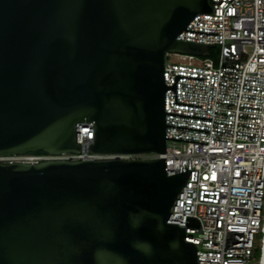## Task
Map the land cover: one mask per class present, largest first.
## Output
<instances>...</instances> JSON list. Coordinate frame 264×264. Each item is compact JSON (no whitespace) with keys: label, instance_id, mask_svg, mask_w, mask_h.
Masks as SVG:
<instances>
[{"label":"water","instance_id":"water-1","mask_svg":"<svg viewBox=\"0 0 264 264\" xmlns=\"http://www.w3.org/2000/svg\"><path fill=\"white\" fill-rule=\"evenodd\" d=\"M212 0H0V159L164 154L169 54ZM164 159L0 161V264H197ZM264 259V258H263ZM264 264V262H263Z\"/></svg>","mask_w":264,"mask_h":264},{"label":"built area","instance_id":"built-area-1","mask_svg":"<svg viewBox=\"0 0 264 264\" xmlns=\"http://www.w3.org/2000/svg\"><path fill=\"white\" fill-rule=\"evenodd\" d=\"M212 6L177 40L218 49L217 60L168 55L164 154L94 155V124L79 123L80 154H27L0 161L164 159L169 175L190 172L168 224L185 230V241L197 248V264H262L264 0H212Z\"/></svg>","mask_w":264,"mask_h":264},{"label":"trees","instance_id":"trees-1","mask_svg":"<svg viewBox=\"0 0 264 264\" xmlns=\"http://www.w3.org/2000/svg\"><path fill=\"white\" fill-rule=\"evenodd\" d=\"M217 53H218V49H215V51L211 50L210 57H214V56L217 57ZM34 154H45V153L37 152V153H34ZM256 257L258 259L261 257V251L259 249L256 251Z\"/></svg>","mask_w":264,"mask_h":264},{"label":"rangeland","instance_id":"rangeland-1","mask_svg":"<svg viewBox=\"0 0 264 264\" xmlns=\"http://www.w3.org/2000/svg\"><path fill=\"white\" fill-rule=\"evenodd\" d=\"M213 51H215V49H213ZM208 58L211 59V60H214V61L217 60L216 56H214V57H210V56H209V57H207L206 59H208ZM170 60H171V58H170ZM171 61H172V60H171Z\"/></svg>","mask_w":264,"mask_h":264},{"label":"bare ground","instance_id":"bare-ground-1","mask_svg":"<svg viewBox=\"0 0 264 264\" xmlns=\"http://www.w3.org/2000/svg\"><path fill=\"white\" fill-rule=\"evenodd\" d=\"M263 262H264V259H263ZM263 262H262V264H263Z\"/></svg>","mask_w":264,"mask_h":264},{"label":"flooded vegetation","instance_id":"flooded-vegetation-1","mask_svg":"<svg viewBox=\"0 0 264 264\" xmlns=\"http://www.w3.org/2000/svg\"><path fill=\"white\" fill-rule=\"evenodd\" d=\"M34 154V153H33Z\"/></svg>","mask_w":264,"mask_h":264}]
</instances>
